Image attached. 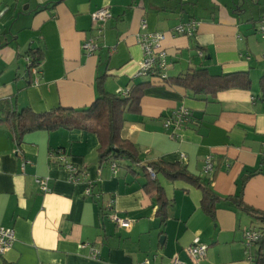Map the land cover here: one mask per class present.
<instances>
[{"label": "crops", "instance_id": "crops-1", "mask_svg": "<svg viewBox=\"0 0 264 264\" xmlns=\"http://www.w3.org/2000/svg\"><path fill=\"white\" fill-rule=\"evenodd\" d=\"M99 8L111 17L88 55L81 45L95 35L90 15ZM190 20L196 22L191 37L174 32ZM261 25L264 0H0V116L7 109L86 108L97 97L100 77L110 94L147 83L139 110L124 114L120 132L135 147L137 165L120 162L112 169L114 163L100 160L91 132L40 130L16 144L0 123V226L14 231L0 264H171L174 257L184 264H254L258 245L248 246L244 234L264 232V221L227 198L240 197L264 213ZM140 33L165 34L166 81L136 77ZM34 52L38 73L28 65ZM199 69L243 73L250 83L213 96L173 84ZM180 107L190 111L186 125L165 129L164 120ZM206 157L212 165L207 175ZM158 162L181 164L201 179L220 198L213 217L200 207V189L158 173L166 199L162 217L154 187H145L144 167ZM68 167L76 169L75 181ZM38 179L46 180L45 192ZM109 215L130 227L115 226ZM195 242L206 246L201 259L187 253Z\"/></svg>", "mask_w": 264, "mask_h": 264}, {"label": "trees", "instance_id": "trees-1", "mask_svg": "<svg viewBox=\"0 0 264 264\" xmlns=\"http://www.w3.org/2000/svg\"><path fill=\"white\" fill-rule=\"evenodd\" d=\"M32 56L31 65L39 66L40 55L34 52ZM145 77L157 78L151 74ZM145 77L139 76V78ZM102 78L98 79L97 97L86 108L74 110L60 107L44 113H35L29 108L7 109L0 116V123L8 125L16 144L20 143L22 136L25 134L40 130L51 132L57 129H78L91 132L96 134L99 140L98 153L100 160H107L115 165L120 162H125V166L137 165L139 159L135 147L122 140L120 132L124 114L126 112L136 113L139 110V101L147 83L131 86L124 94H110L104 91ZM167 78L168 75L164 81ZM170 82H172L171 79L168 80V83ZM249 83L250 80L246 74L213 75L207 69L187 72L173 80V84L180 85L194 94L209 96L236 86L246 88ZM149 167L152 168L154 175L161 173L168 179L183 180L187 184L200 189V207L204 213L213 217L220 198L204 185L201 179L190 175L181 164L150 163L144 167L149 177V182L145 187H154L159 213L162 214V217H164L166 199L163 196L162 187L155 181V178L150 176ZM227 200L248 213L252 218L264 221V213L249 208L241 201L240 197L227 198ZM261 233L262 238L255 243L258 248L254 264H264V232L261 231Z\"/></svg>", "mask_w": 264, "mask_h": 264}, {"label": "built area", "instance_id": "built-area-1", "mask_svg": "<svg viewBox=\"0 0 264 264\" xmlns=\"http://www.w3.org/2000/svg\"><path fill=\"white\" fill-rule=\"evenodd\" d=\"M91 21L95 26V35L85 39L81 45L82 50L86 54L94 53L99 46V37L103 33V28L105 22L111 17L109 10L107 8H99L90 15ZM141 29L146 28V23L143 21L140 24ZM196 28V22L193 20L188 21L185 24H180L175 27L174 32L179 35H184L191 37L194 34ZM259 33L264 36V26L261 25ZM164 33H140L136 37L138 46L142 52V58L139 63V68L136 73V77H145L148 75L156 76L160 81H164L167 76L168 65L166 63V55L161 50L160 44L164 40ZM28 61V60H27ZM28 65L32 66L28 61ZM38 66L33 67V72H37ZM36 82V81H35ZM127 92V89L118 94H124ZM190 111L180 107L171 112V114L164 120L163 127L165 129H173L174 131L184 127L189 120ZM54 156V155H52ZM57 158L60 161H63V155L61 153L57 154ZM115 164H112V169L115 168ZM70 172V180H76V169L74 167H68ZM212 165L211 158L206 157L203 173L205 175L211 173ZM148 172L152 178H154V173L151 167L148 168ZM37 184L40 189L45 192L47 190L46 180L38 179ZM87 194L89 190L86 191ZM111 222L120 228L128 229L130 227V221L117 217L116 215H109ZM244 238L248 246L258 242L262 238V233L258 230H247L244 234ZM14 242V231L12 229L4 228L0 226V256L4 255L8 250L11 249ZM206 246L195 242L193 245L189 246L187 253L196 259H201L205 256ZM92 257H96V252H92ZM141 264H149V261L146 260ZM171 264H184L181 260L174 257L171 260Z\"/></svg>", "mask_w": 264, "mask_h": 264}, {"label": "water", "instance_id": "water-1", "mask_svg": "<svg viewBox=\"0 0 264 264\" xmlns=\"http://www.w3.org/2000/svg\"><path fill=\"white\" fill-rule=\"evenodd\" d=\"M163 240H164V239H163V237H162V238L160 239V243H162V242H163Z\"/></svg>", "mask_w": 264, "mask_h": 264}]
</instances>
